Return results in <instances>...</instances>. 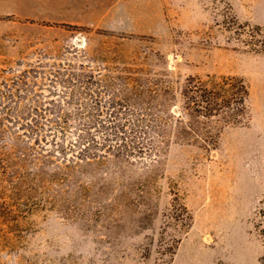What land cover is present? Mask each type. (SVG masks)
<instances>
[{"label":"rangeland","instance_id":"1","mask_svg":"<svg viewBox=\"0 0 264 264\" xmlns=\"http://www.w3.org/2000/svg\"><path fill=\"white\" fill-rule=\"evenodd\" d=\"M68 1L2 2L0 264H264V0ZM192 75L250 86L211 153L156 128Z\"/></svg>","mask_w":264,"mask_h":264},{"label":"trees","instance_id":"2","mask_svg":"<svg viewBox=\"0 0 264 264\" xmlns=\"http://www.w3.org/2000/svg\"><path fill=\"white\" fill-rule=\"evenodd\" d=\"M165 92L169 94L170 90ZM249 97L250 86L242 77L222 76L203 80L189 76L181 87L180 96H170L167 109L164 104L165 110H172L176 117L172 125V119L167 118V124L160 122V126H156L157 131L165 137L173 126L176 138L211 153L218 147L224 125L249 121ZM262 214L264 223V210ZM262 233L264 236V226Z\"/></svg>","mask_w":264,"mask_h":264},{"label":"crops","instance_id":"3","mask_svg":"<svg viewBox=\"0 0 264 264\" xmlns=\"http://www.w3.org/2000/svg\"><path fill=\"white\" fill-rule=\"evenodd\" d=\"M0 0V13L3 12ZM69 10L81 11L87 24L107 26L115 30L126 31V3L128 0H69ZM46 17V16H39Z\"/></svg>","mask_w":264,"mask_h":264}]
</instances>
